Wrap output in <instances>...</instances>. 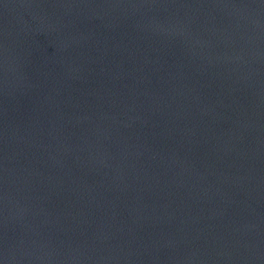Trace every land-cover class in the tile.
Segmentation results:
<instances>
[{
  "label": "water",
  "instance_id": "water-1",
  "mask_svg": "<svg viewBox=\"0 0 264 264\" xmlns=\"http://www.w3.org/2000/svg\"><path fill=\"white\" fill-rule=\"evenodd\" d=\"M0 264H264V0H0Z\"/></svg>",
  "mask_w": 264,
  "mask_h": 264
}]
</instances>
